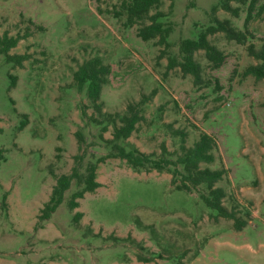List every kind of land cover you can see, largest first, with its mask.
I'll return each instance as SVG.
<instances>
[{
  "label": "rangeland",
  "instance_id": "374dc122",
  "mask_svg": "<svg viewBox=\"0 0 264 264\" xmlns=\"http://www.w3.org/2000/svg\"><path fill=\"white\" fill-rule=\"evenodd\" d=\"M219 1L162 0L159 8L168 12L162 20L172 30L167 54L158 58L161 46L144 41L138 24L126 26V16L114 13L122 0H0V34L26 35L10 53L29 54L17 65L0 52V264H264V79L244 74L258 62L248 44H264V0H258L246 43L223 32L209 35L226 54L220 67H212L204 50L196 52L203 83L179 67L165 74L168 57L181 58V40L196 38L212 23ZM233 4L241 8L239 16L221 8L216 14L244 29L248 3ZM93 56L112 67L101 95L105 111L123 114L128 102L158 89L142 105L136 130L116 142L171 163L158 170L107 158L97 170L101 185L78 207L69 206L81 188L73 179L61 204L39 220L76 154L83 155V172L89 161L118 151L108 142L112 125L104 131L93 120L98 113L74 82L78 65ZM10 74L16 76L13 87ZM202 133L214 138L215 160L201 166L224 169L217 182L227 194L224 204L251 214L241 230L207 205L204 184L178 187L181 144L185 138L193 145Z\"/></svg>",
  "mask_w": 264,
  "mask_h": 264
},
{
  "label": "trees",
  "instance_id": "16d2710c",
  "mask_svg": "<svg viewBox=\"0 0 264 264\" xmlns=\"http://www.w3.org/2000/svg\"><path fill=\"white\" fill-rule=\"evenodd\" d=\"M162 0H122L119 9H115L114 13L125 15L124 24L126 26L138 27V35L144 40H152L161 46V51L158 58L167 54V49L170 46L168 40L172 26L166 25L162 18L168 15V12L161 10L159 7ZM233 2L240 4L248 3V11L244 20V29L235 27L229 18H220L216 13L219 8L231 13L233 16L240 15V6L234 5ZM258 0H220L218 4L212 6V23L205 29L201 30L196 38H183L180 42L181 58L177 56H169L165 74L171 69L179 67L183 75L191 74L195 84L203 83V67L196 58V52L204 50L206 58L211 62L212 67H220L226 58V54L217 45L213 44L209 35L223 32L229 40H235L238 43H246L252 32L249 29V23L252 20L253 13L256 9ZM172 6V3L170 4ZM155 9L154 12L152 10ZM23 35H8L7 33L0 34V52L3 53L8 61H12L17 65H22L28 59V53H10V49L15 47ZM249 55L253 56L258 62L248 65L245 70V75H253L257 79H264V44L257 47L254 43H249L247 46ZM112 72V67L106 63L100 56H93L85 59L78 65L74 72V82L79 89L86 90V95L92 103L94 111L98 116H92L93 120L102 125V130L106 131L112 125V138L108 142H114L117 147V152H110L106 155L98 157L95 161H89L82 172L80 170L83 155L76 154V164L72 168L71 173H63L56 179V183L52 188L50 197L45 201L38 214L39 220L48 219L56 208L61 204L64 198L65 191L69 189L73 179H76L81 188L75 190L70 197L69 206L74 209L80 205V198L85 196L86 192L95 191L101 183L97 180V170L101 162H104L110 157H120L126 159L133 167H147L163 170L168 167L169 158L165 156L161 159H154L152 153L141 151L137 147L133 150H126L125 147L118 144L119 139H127L136 130L137 124L144 119L142 113V105L150 101L158 92L157 88H153L148 93H142L139 100L128 102L126 112H107L104 110V102L102 100V91L104 85L109 80V75ZM11 75V74H10ZM11 87L16 84V76L11 75ZM25 118L22 119L20 127L24 128L27 122L28 114H22ZM79 148H82V134L77 131ZM215 146L214 138L208 133H202L200 138L193 145H187L185 138L181 144L182 152L178 156V162L183 165L184 171L181 182L178 183L180 189H192L193 186L204 184L207 189V194L203 198L208 206L217 211V217H224L233 221V227L237 230L243 229L251 216L247 211L245 216L240 214L239 208L234 205L228 208L224 204L226 191L223 187L218 186L217 182L223 178L225 173L222 168L202 167L203 162L211 163L215 160V155L212 152ZM5 149L0 148V161L4 158ZM163 155L168 153L166 145L162 144ZM177 169L172 171V182L176 183L175 174ZM4 204H6V196H4ZM81 212H76L74 219L77 220Z\"/></svg>",
  "mask_w": 264,
  "mask_h": 264
}]
</instances>
